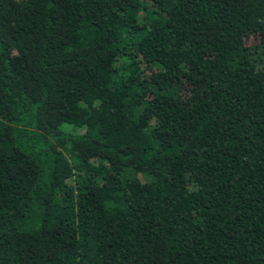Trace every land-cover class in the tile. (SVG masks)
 Instances as JSON below:
<instances>
[{
  "label": "trees",
  "instance_id": "obj_1",
  "mask_svg": "<svg viewBox=\"0 0 264 264\" xmlns=\"http://www.w3.org/2000/svg\"><path fill=\"white\" fill-rule=\"evenodd\" d=\"M0 264H264V0H0Z\"/></svg>",
  "mask_w": 264,
  "mask_h": 264
}]
</instances>
